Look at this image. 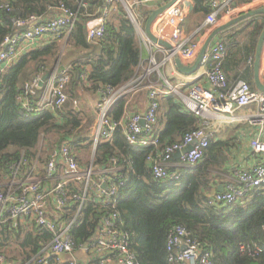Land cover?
I'll return each instance as SVG.
<instances>
[{
    "label": "trees",
    "instance_id": "1",
    "mask_svg": "<svg viewBox=\"0 0 264 264\" xmlns=\"http://www.w3.org/2000/svg\"><path fill=\"white\" fill-rule=\"evenodd\" d=\"M0 1L9 6V10H0V51L6 49V38L28 31L29 25L18 26L17 21L26 22L35 17L46 23L61 14L62 8L76 15L74 28L66 40L53 38L50 43L47 41L38 48L21 53L18 60L7 67L0 64V175L12 179L14 168L18 166L16 178L21 174L26 177L33 167L46 165L51 154L66 142L80 168L87 170L92 166V142L86 145L84 140L70 142L85 119L74 109L78 90L88 87L103 96L110 89L118 91L142 77V41L136 24L120 4L119 25L108 17L104 38L90 40L87 23L102 16L96 9L103 8L106 0ZM191 1V13L198 17V25L202 26L214 10L211 0ZM251 1L239 0L241 3ZM139 7L143 6H133L132 12L138 9V13L148 16L152 10L143 9V12ZM145 23L146 20L143 27ZM263 26L253 25L254 31L251 32L250 25L240 23L224 32L222 43H230L232 49L238 48L241 56L250 59ZM247 37L248 41L238 46L237 43ZM61 41L66 42L65 49L72 47L80 52L66 70L71 79L66 89L68 102L59 113L51 109L29 112L21 99H27L34 106L41 91L34 96L26 95L24 86L34 77L50 71L49 65L57 61L62 52ZM21 43H17V48H21ZM162 59L157 58L158 61ZM146 77L142 85L165 86L156 72ZM241 80L248 82L244 75ZM129 95L114 102L107 112L108 119L120 122L124 118ZM159 104L158 121L154 127L158 138L156 145H130L122 127L117 128L110 139L99 140L92 179L98 180V173L102 170L113 169L110 175L118 190L108 201L101 203L93 201L96 194L90 187L81 209L70 200L65 209V221L73 222L69 234L75 242L76 257L93 240L104 220L115 215V226L128 234V250L139 264H172L168 261L167 244L171 233L179 226L186 229L204 251L212 254L215 264H264V186L250 191L240 204L211 205L208 194L217 190V173L226 161L224 153L211 140L197 166L169 165L167 171L172 175L169 179H158L153 175L148 157L162 155L168 146L181 142L203 122L174 93L161 96ZM86 155L87 162L83 159ZM44 177L45 174L40 176ZM84 189L85 183L69 181L64 191L72 197L73 194H82ZM52 240L53 235L47 230L33 223L25 226L22 220L6 217L0 226V256L12 260V264H36V257ZM242 245L247 247L246 251L241 250ZM257 247L263 252L252 256L250 253ZM100 262L99 257L86 264ZM50 263L54 264V260L51 259ZM59 264L68 263L61 261Z\"/></svg>",
    "mask_w": 264,
    "mask_h": 264
},
{
    "label": "built area",
    "instance_id": "2",
    "mask_svg": "<svg viewBox=\"0 0 264 264\" xmlns=\"http://www.w3.org/2000/svg\"><path fill=\"white\" fill-rule=\"evenodd\" d=\"M169 0H137L132 4L131 0H106L109 6L117 3L129 5L128 12L133 16L131 8L138 5H151L155 3H167ZM186 0H179L176 5L167 11L166 22L159 28L156 36L167 40L175 48L176 54L182 59L193 60L198 56L199 46L192 44L187 47L181 42L182 30L180 28L185 18L184 6ZM234 0H211L214 9L206 18V27L218 25V9H230ZM9 10V6L0 1V10ZM56 18L46 23L38 24L40 19L32 17L28 21H17L18 26L29 25L26 32H18L12 37L5 39L4 47L0 51V64L7 67L16 62L24 52L30 50L35 44L45 39H67L74 28L76 15L62 8ZM230 13V12H228ZM133 20V19H132ZM136 22V20H135ZM107 17L102 15L87 23V32L90 40L103 39L106 35ZM147 40L145 34L142 36ZM25 45L23 49L17 48V43ZM227 47L220 41L210 53L204 57L202 65L207 66L206 77L210 84V90L199 85L190 87L187 96L181 95L182 87H172L167 81L166 86L152 84L148 87V107L145 113L134 114L124 118L120 122H113L108 119L107 112L110 107L126 95L125 90H108L101 96L99 104L100 121L96 134L92 140L93 151L96 149L100 139L108 140L115 130L123 128L127 142L134 147H150L156 145L158 138L154 134V127L158 121L159 99L172 93L180 96L185 106L196 117L203 118L208 112L223 114L233 118L236 109L258 105L259 111L254 115L250 124L257 127L260 133L264 132V92L253 89L246 81L238 80L230 84L224 71V62L227 57ZM252 63V60L249 61ZM151 74V73H150ZM44 75L34 77L24 86L26 95H36L41 91L39 101L30 105L27 99H21L24 107L29 112L51 109L54 113L63 110L68 102L66 89L70 84V76L66 71L62 73L53 72L52 76L40 86ZM141 85V83H140ZM139 85V87H140ZM144 121V125L142 122ZM212 134L206 131L204 126L187 134L181 142L168 146L162 155L158 157L149 156L148 162L152 164V173L158 179H169L172 175L167 171L172 158L177 152H183L188 146L193 150L184 154L180 161L181 165L195 167L203 158L206 149L212 140ZM74 141L72 138L70 142ZM91 143V142H90ZM255 155L264 156V140L255 138L251 142ZM62 166V167H61ZM17 169H14L13 179L16 178ZM36 167V166H35ZM45 178L48 180V189L44 187V179L35 177L34 167L28 176L18 183L9 185L5 192L0 189V226L6 217L9 220H22L35 224L36 227L45 229L53 235V240L37 257L36 264H54L61 261L68 264H80L75 254V242L69 234L71 223H67L65 209L70 205V200L79 205L81 209L86 201L90 187L95 191L93 201L101 203L108 199L118 190L113 183L110 173L113 169H106L99 172V179H92L93 167L82 170L68 142L61 145L53 152L45 167ZM15 181V180H14ZM55 181L52 187L49 182ZM69 181L85 183L82 194H73L69 197L64 188ZM264 186V164L237 173L235 182L226 187L224 192H216L210 197L211 205H234L244 201L246 195L259 187ZM115 215L106 218L98 229L95 237L83 250L88 260L100 257L101 264H139L128 250V234L118 230L115 226ZM242 251L247 247L242 245ZM255 252L250 253L256 256L263 252L257 247ZM168 261L172 264H215L212 261V254L204 251L199 242L191 238L190 233L183 227H176L171 233L168 244ZM63 257V258H62ZM63 259V260H62ZM0 264H11L5 256H0Z\"/></svg>",
    "mask_w": 264,
    "mask_h": 264
},
{
    "label": "crops",
    "instance_id": "3",
    "mask_svg": "<svg viewBox=\"0 0 264 264\" xmlns=\"http://www.w3.org/2000/svg\"><path fill=\"white\" fill-rule=\"evenodd\" d=\"M131 1H132L131 3L134 4V2L137 0H131ZM185 2H186L184 6L185 18L180 26L182 30L181 42L187 47L191 46L192 44H197L200 49L199 53L201 52L203 47L209 42L215 29L227 24L228 22L242 15L250 14L252 12L264 9V0H252L251 2H248V3H241L239 2V0H234L231 4L230 9L223 8L222 6L218 9V25L213 28V27H206L205 23L202 26L201 25L199 26L198 17L191 13L192 1L186 0ZM120 4L123 7H125L126 10L129 7V5H126L120 2L112 6L111 5L109 6L108 4H106L103 8L98 7L96 11L97 13L101 12L102 13L101 15H105L107 19L108 17H110L111 20L116 23V25H119L118 6ZM163 5L165 4L155 3L151 5H141L143 7H139V9L141 8L142 10L152 8L148 16H144L142 12L138 13V9L134 10L135 16L132 13L134 19L136 20V27L138 30V34L142 41V50H143L142 64L143 66L141 70L142 71L144 70L143 72L144 74L139 79H136V81L122 88V90H125V93L130 94L129 100H128V110L125 113L126 117H129L137 113L143 114L147 110L148 87L150 85L145 86L142 84H143V81L146 78H148L146 76L150 75V73L151 74L154 72L158 73L160 78L163 80L164 84L167 81L172 87L184 85L181 90L182 96H187L190 87H192L193 85H199L205 89L210 90V84L206 77V71H207L206 65L200 66L199 70L193 75L188 76V75L180 74L177 70L174 60H170V61L167 60L169 53L165 48L157 46V45L156 46L153 45L148 40L147 37H146L147 40L143 39L142 36L145 34L144 29L146 25L145 23L143 27V23L145 22V20L147 22L148 18L150 17L151 13L154 10L161 8ZM168 10H166L162 15H160L157 18V20L154 22L152 26V31L154 34H157V31L159 30V28L163 25V23L166 22V15H167ZM143 12L145 11L143 10ZM240 23H246L250 25L251 26L250 31L252 32L254 31L253 25H256V24L264 25V14L255 15L254 17H251ZM235 26L236 25L230 28H233ZM263 30H264V26L258 37V41H259V38ZM223 34H222V38H223ZM248 38L249 37H247L246 39H243L242 41H239L237 43L238 46H243V43L248 41ZM47 41L48 43H50L51 39H45L41 43L35 44L31 48L32 49L38 48L40 45L47 43ZM164 41L168 42L167 40H164ZM258 41H257V44H258ZM226 45H227L228 56H227V60L224 65V71H225V74L227 76L229 83L230 84L235 83L236 81L241 79L242 75H244V77L249 82L247 83L251 85L253 89H258L256 85L257 79H256L255 70H254L257 45H256V50L254 52V55H252L250 59L245 58L244 56H241L238 53V48L232 49V46L230 43ZM24 47L25 45L23 44L20 49H23ZM209 48L210 50H208V54L211 51V47ZM25 51L27 50H24V52ZM79 53L80 52L78 50L75 51L74 49H72V47H68L66 49L64 48L60 54L59 59L55 61L54 63L52 62V64L49 65L48 68L50 69V71L48 73H52L55 71L59 73L62 67H64L65 70L61 71L60 73L68 70L70 66L72 65V61H74L77 58ZM158 57H163L162 61H158L157 60ZM197 57L193 60L182 58V61L184 62L186 66H193ZM248 59L249 61L252 60L251 64L249 63ZM156 64L158 65V67ZM247 64L251 65V67L247 66ZM161 70H163V75L160 72ZM258 81L261 85V89L264 90V47L262 51L261 69L258 75ZM77 96H78L77 102L74 105V109L80 112L84 116L85 119L83 121L82 126L79 128L77 133L73 136V139L76 141L84 140V144H87V143L92 142L96 134L97 128H98V124L100 120L99 104L101 101V94L99 92H94L87 87V88H80L78 90ZM258 111H259L258 105H250L248 107L236 109L232 115L233 118H230L228 116L226 117L225 115L221 113L217 114L215 112L214 113L208 112L203 118H201L203 121L202 126H204L206 128V131L212 134L213 136L211 142L214 145H217L221 149V151L224 153V155L226 156V161L223 164V168L217 173L219 175V178L215 186L217 190L212 191L211 194L209 193L208 194L209 198L212 197L216 193V191H218L219 188L224 187L226 189L228 185L235 182V175L237 173L248 170L256 166L257 164H264V156L255 155L251 147V142L255 138H260L264 140V132L260 133L257 127H254L250 124L251 118L254 115H256ZM170 165L171 166L180 165L179 160L174 158V162H171ZM45 167L46 165L40 166V167H34V173L36 174L35 175L36 178L37 176L40 177L42 174H45V169H46ZM20 176L21 177L19 178L11 179L9 177H3L0 175V188L3 190L4 189L7 190L10 184L18 183L25 177L22 174ZM43 179H44V187L48 189V180L45 177ZM55 184H56L55 181L49 182V185L51 187ZM22 224L25 226H29V222H26V221H22ZM78 258H79L78 260L80 264H86L89 261L88 256L86 255L84 251L79 253Z\"/></svg>",
    "mask_w": 264,
    "mask_h": 264
},
{
    "label": "water",
    "instance_id": "4",
    "mask_svg": "<svg viewBox=\"0 0 264 264\" xmlns=\"http://www.w3.org/2000/svg\"><path fill=\"white\" fill-rule=\"evenodd\" d=\"M178 1L179 0H170L169 2L165 3V5H163L161 8L154 10L146 22L144 32H145V35L148 38V40L153 45L163 47L168 51L169 55H168L167 60L168 61L174 60V63L176 64L178 72L180 74L188 75V76L195 74L199 70L200 66H202V62L204 60V57L207 55L208 50H210L209 47H211V50H212L222 40V34L227 29H229L230 27L237 25L240 22H243V21H245L251 17H254L255 15L264 14V9H261V10L252 12L250 14L242 15V16L228 22L225 25L218 27L213 32L209 42L203 47V49L199 53L194 65L193 66H186L184 64V62L182 61V59L176 54L175 48L170 43L156 37L152 31V26H153L154 22L157 20V18L160 15H162L166 10H168L172 6L176 5ZM130 16L133 19L134 23L136 24L134 17L131 14H130ZM41 23H42V20H39L38 24H41ZM263 47H264V30H263V32L259 38L258 44H257L255 63H254V70H255L256 79H257L256 80L257 88L264 92V90L261 89V85L258 81V75H259L260 69H261V57H262ZM63 70H65L64 67L61 68V71H63ZM52 74H53V72L48 73V74L43 76L42 82L40 83L41 87H43L44 83L52 76ZM142 125H144V121L142 122ZM192 150H193V146H188L183 152H177L174 155V158L177 160H180L184 154H188ZM94 158H95V150L93 151V154H92V166H93ZM14 169L16 170L17 167H15ZM224 190H225V188L221 187L218 189V192L222 193V192H224Z\"/></svg>",
    "mask_w": 264,
    "mask_h": 264
},
{
    "label": "rangeland",
    "instance_id": "5",
    "mask_svg": "<svg viewBox=\"0 0 264 264\" xmlns=\"http://www.w3.org/2000/svg\"><path fill=\"white\" fill-rule=\"evenodd\" d=\"M127 11H128V10H127ZM128 13H129V12H128ZM132 13H133V12H132ZM133 14H135V12H134ZM129 15H130V13H129ZM130 17H131V16H130ZM141 34H142V33H141ZM154 35L156 36V34H154ZM156 37H157V36H156ZM61 42H63V41H61ZM65 43H66V42L64 41V42H63V45H62V46H63L62 50L65 48ZM156 65H157V64H156ZM142 66H143V64H142ZM157 67H158V65H157ZM157 72H158V71H157ZM160 72H161V74L163 75V70H161ZM96 121H97V119H96ZM96 121H95V123H96ZM99 121H100V120H99ZM96 125H97V124H96ZM83 143H84V142H83ZM83 143H82V144H83ZM85 145H86V144H85ZM83 159L87 162V160H88V156L86 155V157H84ZM90 159H91V157H90ZM11 181H12V180H11ZM11 183H12V182H11ZM5 188H6V187H5ZM2 190H3V189H2ZM7 190H8V189H7ZM7 190L4 189L3 191L6 192ZM8 261H9L10 263L13 262L12 260H8Z\"/></svg>",
    "mask_w": 264,
    "mask_h": 264
}]
</instances>
